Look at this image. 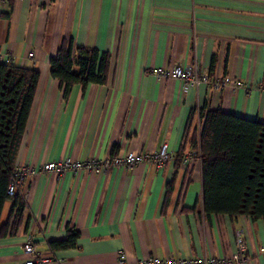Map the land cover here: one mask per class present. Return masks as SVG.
Segmentation results:
<instances>
[{
	"label": "crops",
	"instance_id": "crops-1",
	"mask_svg": "<svg viewBox=\"0 0 264 264\" xmlns=\"http://www.w3.org/2000/svg\"><path fill=\"white\" fill-rule=\"evenodd\" d=\"M61 38L71 39L73 48L109 53L105 83L73 84L64 93L48 69ZM0 62L39 72L15 168L156 152L163 143L172 154L160 168L24 178L21 220L0 237V264L23 262L26 235L60 264H115L122 255L128 264L150 255L229 256L237 229L244 233L246 264H264V221L207 215L200 158L189 144L177 155L192 112L199 136V109L264 124V0H11L0 5ZM193 63L246 86L185 88L146 72ZM66 226L78 231L76 247L50 252L47 242L63 239Z\"/></svg>",
	"mask_w": 264,
	"mask_h": 264
},
{
	"label": "trees",
	"instance_id": "trees-1",
	"mask_svg": "<svg viewBox=\"0 0 264 264\" xmlns=\"http://www.w3.org/2000/svg\"><path fill=\"white\" fill-rule=\"evenodd\" d=\"M109 59L106 51L80 45L73 48L71 39L61 38L54 56L48 60L49 74L64 87V93L73 84L83 87L103 84ZM38 77L39 72L34 68L0 62V216L5 203L10 204L6 221L0 223V237L13 233L21 220L23 201L17 192L8 195L6 189L15 170ZM199 112L203 118L199 136L193 125L195 112H192L177 155L186 154L189 144L190 151L200 158L205 213L246 215L252 220L264 221V124L220 109L206 113L199 109ZM171 187L172 183H168L167 192ZM78 236L73 226H66L64 238L48 241L47 247L52 252L75 248Z\"/></svg>",
	"mask_w": 264,
	"mask_h": 264
},
{
	"label": "built area",
	"instance_id": "built-area-1",
	"mask_svg": "<svg viewBox=\"0 0 264 264\" xmlns=\"http://www.w3.org/2000/svg\"><path fill=\"white\" fill-rule=\"evenodd\" d=\"M9 1L11 0H0V5L6 4ZM31 55V52L27 53V56ZM4 56H6V54ZM146 72L160 80L166 78L178 80L185 88L187 86L197 87L199 85H210L216 90H221L226 86H233L234 88H245L246 86L242 81L233 79L230 75L218 76L211 70H203L199 68L196 63L177 65L172 68L149 67L146 69ZM171 159L172 154L168 150V145L163 143L160 146V149L156 152H137L134 150H128L116 154H110L102 160H70L69 158H60L57 160L46 161L37 168L21 166L15 168L8 182L6 193L8 195H13L17 192L19 198L22 199L23 194L19 193L18 189L23 179L37 174L52 173L60 175L65 172L78 171H89L94 174H106L109 171L127 173L131 172L139 164H151L160 168ZM23 241L21 251L25 256V260L22 264H60V258L48 254L46 255L35 250L33 238L30 235H26ZM235 244L236 251L229 256L219 255L215 257L164 258L150 255L142 259H137L132 264H246L247 245L242 229H237L235 231ZM115 264L128 263L122 255L117 257Z\"/></svg>",
	"mask_w": 264,
	"mask_h": 264
},
{
	"label": "rangeland",
	"instance_id": "rangeland-1",
	"mask_svg": "<svg viewBox=\"0 0 264 264\" xmlns=\"http://www.w3.org/2000/svg\"><path fill=\"white\" fill-rule=\"evenodd\" d=\"M8 106V105H7ZM24 242V241H23ZM23 242H22V244H21V248H22V246H23ZM50 251V250H49ZM51 252V251H50ZM23 255V254H22ZM47 255V254H46ZM48 255H50V254H48ZM23 257H24V260H25V256L23 255ZM54 257V256H53ZM61 259V258H60ZM23 260V261H24ZM22 264V263H21Z\"/></svg>",
	"mask_w": 264,
	"mask_h": 264
}]
</instances>
